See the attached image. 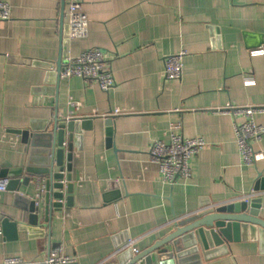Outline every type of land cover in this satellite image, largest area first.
Instances as JSON below:
<instances>
[{
  "label": "crops",
  "instance_id": "1",
  "mask_svg": "<svg viewBox=\"0 0 264 264\" xmlns=\"http://www.w3.org/2000/svg\"><path fill=\"white\" fill-rule=\"evenodd\" d=\"M0 1L11 7V18H0V180H21L18 191L33 200L46 178L1 175L28 165L21 131L43 133L56 116L92 119L73 140L66 171L72 180H64L73 189H64L63 208H54L49 220L46 193L33 224L15 206L16 191H0V261L40 260L62 247L75 264H107L119 253L151 247L175 219L253 191L264 219V136L256 144L262 158L245 163L235 117L220 111L264 105V52L251 54L264 50V0H82L89 35L72 40L66 0ZM95 47L115 79L108 92L81 77L58 78L61 58ZM181 51L182 78H166L165 58ZM116 109L124 114H113ZM255 120L264 125V113ZM172 124L185 137L206 141L191 158V177L174 185L149 155L154 141L170 142ZM7 216L17 227H6ZM241 237L202 264H264L258 234L242 229Z\"/></svg>",
  "mask_w": 264,
  "mask_h": 264
},
{
  "label": "water",
  "instance_id": "2",
  "mask_svg": "<svg viewBox=\"0 0 264 264\" xmlns=\"http://www.w3.org/2000/svg\"><path fill=\"white\" fill-rule=\"evenodd\" d=\"M62 66L61 58L56 65L58 78ZM91 122V118L63 120L56 116L52 128L43 133L21 131L23 142L30 147L27 167L1 171V175L7 177H21L23 172H26L28 174L26 178L29 180L34 177L46 178L45 210L48 220L54 208H63L61 200L65 196L64 189L69 192L73 189L72 183L66 185L64 183L66 178L70 182L72 180L70 174L66 175V171L71 170L73 140L76 133H80V129L86 128ZM106 125L108 143L111 145L113 117H108ZM66 154L69 162L67 165ZM20 181L12 179L7 187L16 191L15 206L30 213V223L37 224L41 206H36L34 200L18 191ZM257 188L259 187L255 189ZM67 200L71 204L72 197H67ZM259 202L260 199L256 198L249 202L233 201L185 215L173 222V230L151 247L136 254L132 250L119 253L114 261L107 264H202L203 258L209 259L220 251H225L226 241L243 239L242 229H250L253 238L258 234L260 240L264 242V219L259 217L256 204ZM3 223L8 228L17 227L18 224L9 216Z\"/></svg>",
  "mask_w": 264,
  "mask_h": 264
},
{
  "label": "built area",
  "instance_id": "3",
  "mask_svg": "<svg viewBox=\"0 0 264 264\" xmlns=\"http://www.w3.org/2000/svg\"><path fill=\"white\" fill-rule=\"evenodd\" d=\"M67 16L69 19L68 38L85 39L89 35V19L83 9L82 0H66ZM0 18L8 20L11 18V7L8 3L0 1ZM264 50L257 49L251 51L252 55L262 54ZM186 52L181 51L165 58L164 75L168 79H181L184 71V57ZM62 78L81 77L85 81L96 82L100 89L108 92L114 85L115 79L112 70L106 63L105 55L102 49L90 48L77 56H68L63 61L60 72ZM250 82V81H247ZM222 112L231 113L235 117L234 127L239 145L240 153L245 163L254 165L262 158V153L256 149L264 136V125L258 124L255 120L257 113H264V105H233L229 104ZM113 114H124L120 109H116ZM243 117V120H238ZM180 128L178 124H172L170 127L171 140L166 143L156 140L149 147L151 161L159 165L161 174L165 182L174 185L178 180L189 179L191 173V158L199 153L206 145L203 137L187 138L182 133L176 132ZM39 180L42 178L37 177ZM65 183V181H64ZM7 184L0 180V191H5ZM47 192L44 182L39 184L38 191L33 197L36 206H40ZM253 191L248 194H241L233 201L249 202L256 196ZM65 196L61 200L65 203ZM175 219L173 222H175ZM131 241L129 244H133ZM138 253L137 248H133ZM111 258V257H110ZM76 260L65 254L62 247L54 248L44 259L25 260L21 257H6L0 261V264H75Z\"/></svg>",
  "mask_w": 264,
  "mask_h": 264
}]
</instances>
